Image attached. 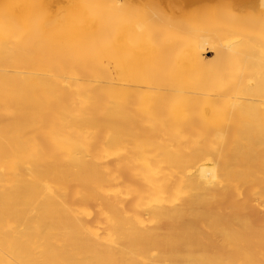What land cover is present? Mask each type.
<instances>
[{
    "label": "bare ground",
    "instance_id": "1",
    "mask_svg": "<svg viewBox=\"0 0 264 264\" xmlns=\"http://www.w3.org/2000/svg\"><path fill=\"white\" fill-rule=\"evenodd\" d=\"M0 264H264V0H0Z\"/></svg>",
    "mask_w": 264,
    "mask_h": 264
},
{
    "label": "rangeland",
    "instance_id": "2",
    "mask_svg": "<svg viewBox=\"0 0 264 264\" xmlns=\"http://www.w3.org/2000/svg\"><path fill=\"white\" fill-rule=\"evenodd\" d=\"M208 56H211V54H208Z\"/></svg>",
    "mask_w": 264,
    "mask_h": 264
}]
</instances>
